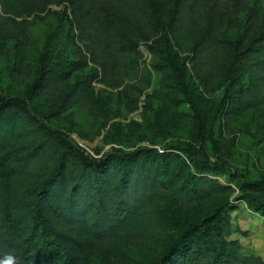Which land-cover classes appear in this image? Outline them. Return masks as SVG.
<instances>
[{"label":"trees","instance_id":"16d2710c","mask_svg":"<svg viewBox=\"0 0 264 264\" xmlns=\"http://www.w3.org/2000/svg\"><path fill=\"white\" fill-rule=\"evenodd\" d=\"M52 3L70 7V35L82 49L79 60L59 64L44 47L26 99L0 98V264H10L12 255L18 264H88L109 256L123 263L131 247L161 243L175 228L180 232L154 264H264L257 256L243 254L239 241L229 237L228 201L183 228L176 213L233 193L230 185L213 177L228 173V182L236 184L234 199L264 217V178L240 180L223 160L213 162L205 152L218 117L227 129L264 96V32L241 47L217 38L220 0H175L166 20L150 0H0V55L12 40L9 76L14 81L32 72L25 17ZM197 27L201 36L183 54ZM140 40L150 41L154 69L169 75L181 96L189 94L187 64L198 78L213 84L226 69L227 84L217 109L195 110L199 147L116 148L95 157L33 113L29 103L35 96L54 99L57 113L70 114L77 107L101 112L92 91L96 79L116 88L135 71L149 83L151 73L139 63ZM89 62L100 70L94 68L69 84L73 72ZM169 97L172 107L182 100Z\"/></svg>","mask_w":264,"mask_h":264},{"label":"rangeland","instance_id":"374dc122","mask_svg":"<svg viewBox=\"0 0 264 264\" xmlns=\"http://www.w3.org/2000/svg\"><path fill=\"white\" fill-rule=\"evenodd\" d=\"M150 1L162 20L167 19L175 2ZM220 1L215 27L217 38L229 40L241 47L264 32V0H238L237 5H234V0ZM25 19L28 22L26 34L32 72L21 82L11 79L9 70L13 62L14 42L7 41L4 53L0 55V98L26 99L27 89L36 77L37 63L44 47L49 50L51 61L59 64L79 60L80 57L79 49H82V44L78 40H75L76 44L72 42L69 27L71 13L66 3L49 4L43 12ZM72 31L77 33L75 28ZM201 34V27H197L189 42L183 46V54L188 53L189 47ZM149 43L150 41L140 40L138 46L141 54L139 63L151 73L149 83L143 82L135 71H129L122 84L116 88L108 87L98 79L92 82L93 95L102 107L101 112L90 113L86 107H77L70 114L57 113L58 104L54 99L35 96L29 103L33 113L50 128L67 134L73 143L95 157L103 156L116 148L130 151L152 147L162 151L164 147L185 146L187 143L199 147L195 110L217 109L227 84L226 69L218 73L217 82L213 84L210 80L206 82L198 78L191 64H187L185 82L189 94L181 96L173 88L171 77L154 69L156 60L148 51ZM256 60L252 58L250 61ZM94 68L100 70L92 62L76 69L69 84L86 78ZM169 95L182 100L177 106H169ZM259 97L258 103L237 115L227 129L221 117H218L211 134L212 142L207 141L205 144V152L210 160H223L227 171L236 172L240 180L264 178V96ZM54 111L55 114H52ZM213 177L222 184L230 185L234 192L209 198L190 212L177 211L182 218L180 228L200 220L219 204L228 201L231 218L229 237L239 241L243 254L264 260V217L251 211L244 202L234 199L236 184L228 182V173ZM179 232L176 228L170 231L161 243L146 242L131 247L127 251L128 259L123 263L109 256L103 259L92 258L88 264H154L158 255Z\"/></svg>","mask_w":264,"mask_h":264},{"label":"clouds","instance_id":"9594fccd","mask_svg":"<svg viewBox=\"0 0 264 264\" xmlns=\"http://www.w3.org/2000/svg\"><path fill=\"white\" fill-rule=\"evenodd\" d=\"M8 259L10 261V264H18V260H17L16 256H14V255L9 256Z\"/></svg>","mask_w":264,"mask_h":264}]
</instances>
